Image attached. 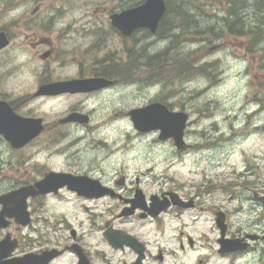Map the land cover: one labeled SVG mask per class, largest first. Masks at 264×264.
I'll return each instance as SVG.
<instances>
[{"label": "rangeland", "instance_id": "rangeland-1", "mask_svg": "<svg viewBox=\"0 0 264 264\" xmlns=\"http://www.w3.org/2000/svg\"><path fill=\"white\" fill-rule=\"evenodd\" d=\"M135 1L0 0V28L11 36L10 44L0 50V98L35 99L30 105L38 104L48 123L65 115L71 103H80L89 113L88 126H66L85 133L66 141L73 142V153L78 151L89 159L112 153L118 163H132L138 169L153 164L157 173L190 182L212 180L224 185L228 180H264L262 2L183 0L188 9L183 11L190 16L186 22L177 13L178 0H168L167 22L173 25L166 35L137 30L124 38L113 32L108 16ZM222 16L227 23L238 19L240 29L244 24V30L256 33L230 32ZM35 23L66 31L57 36L49 32L60 46L51 63L42 64L40 48L28 44L37 39L31 31ZM39 30L45 34L42 30L47 28L40 26ZM76 48H83L82 53ZM157 52H161V61L152 57ZM76 57H82L88 67L95 62H101V67L117 63V68L125 69L118 73L119 85L94 98L32 95L41 75L72 72ZM160 98L170 109L188 114L185 151L177 150L172 140L160 141L158 131L138 132L126 114ZM48 206L47 212L55 210L58 215L76 207L56 201ZM246 208L245 204L234 218L253 220L254 210ZM255 263L249 257L246 264ZM214 264H225V260L216 258Z\"/></svg>", "mask_w": 264, "mask_h": 264}, {"label": "flooded vegetation", "instance_id": "flooded-vegetation-1", "mask_svg": "<svg viewBox=\"0 0 264 264\" xmlns=\"http://www.w3.org/2000/svg\"><path fill=\"white\" fill-rule=\"evenodd\" d=\"M40 26L47 28L42 30L45 34ZM49 27L31 26L37 39L28 44L40 48L42 64L51 63L60 48L49 32L56 36L66 32ZM3 31L11 42L8 30ZM76 50L82 53L83 48ZM72 63L70 73L41 75L32 95L94 98L121 81L112 64L101 67L95 62L88 67L82 57ZM89 78H106L112 84L90 92L36 95L44 83ZM34 100L0 98L15 115L41 119L43 125L18 148L0 134V197L15 193L0 203V242L5 241L0 264H214L216 258L225 264H246L249 257L264 264L263 179L216 185L212 180L190 182L157 173L153 164L138 169L132 163H118L112 153L89 159L73 153V142L66 141L85 134L66 127L88 126L89 119L82 115L89 113L81 104L71 103L65 115L48 123L39 105H30ZM3 111L0 106V114ZM72 114L79 115L77 121H67ZM51 173L64 174L71 184L38 185ZM50 201L76 207L58 215L55 210L47 212ZM245 204L254 210L253 220L234 218Z\"/></svg>", "mask_w": 264, "mask_h": 264}, {"label": "water", "instance_id": "water-1", "mask_svg": "<svg viewBox=\"0 0 264 264\" xmlns=\"http://www.w3.org/2000/svg\"><path fill=\"white\" fill-rule=\"evenodd\" d=\"M165 10L166 5L164 0H144L139 5L111 14L109 18L111 24L124 36L131 35L134 30L139 28H146L154 33ZM8 42L5 33L0 31V50L6 47ZM110 83L111 81L104 78L75 79L57 83H46L39 87L36 95H50L61 92H88L100 89ZM0 106L4 108L3 113L0 114V134L13 147H21L43 129L41 119L21 118L12 112L10 106L5 101H0ZM128 115L137 131L159 130L158 137L160 140L172 138L178 149L184 148L185 142L183 136L188 118L185 112L172 111L161 102H152L143 107L129 110ZM78 116L77 114H72L67 118V121L76 120ZM49 181L53 184L54 181L60 184H71L69 178L65 177L64 174L51 173L38 185L44 186L43 184ZM13 195L15 193L0 197V203H6L8 197ZM4 245L5 241H1L0 246ZM222 247L225 248V246Z\"/></svg>", "mask_w": 264, "mask_h": 264}, {"label": "trees", "instance_id": "trees-1", "mask_svg": "<svg viewBox=\"0 0 264 264\" xmlns=\"http://www.w3.org/2000/svg\"><path fill=\"white\" fill-rule=\"evenodd\" d=\"M142 1L143 0H138L137 2L135 1L134 4H139ZM178 1H179V4L177 6L178 7L177 8V13L180 16V20H183V17H184L185 21L187 22V21L190 20V16L188 14V11H183V10H186L185 7H183V4H184L183 0H178ZM166 3H167V9H168L169 8L168 0H166ZM262 3H263V1H262ZM263 5H264V3H263ZM168 11L169 10H167L166 15L164 16V18L161 20V22L159 24L158 33H160V34L163 33V35H166L165 31L166 30H170L171 24H172L170 22L169 23L167 22V20H168V18H167ZM233 13L236 14L237 12L234 10ZM222 20L225 22L224 24L227 25L226 29L228 31H230V32L235 33V34L245 35L247 33H253V34L256 33V31H254V30H248V29L244 30V24H242V29H240L241 24L237 23V21H239L238 19L235 20V22L230 21L231 23L230 22L227 23L226 18L224 16H222ZM255 27L259 28L258 23H257V25L255 24ZM152 57L155 58L157 61H159L161 59V52H157V53L153 54Z\"/></svg>", "mask_w": 264, "mask_h": 264}]
</instances>
